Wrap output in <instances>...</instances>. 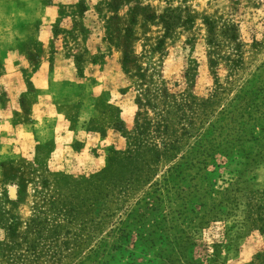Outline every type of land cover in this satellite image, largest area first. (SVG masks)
Returning <instances> with one entry per match:
<instances>
[{"label": "rangeland", "instance_id": "obj_1", "mask_svg": "<svg viewBox=\"0 0 264 264\" xmlns=\"http://www.w3.org/2000/svg\"><path fill=\"white\" fill-rule=\"evenodd\" d=\"M55 1L0 41V264H264V0Z\"/></svg>", "mask_w": 264, "mask_h": 264}, {"label": "crops", "instance_id": "obj_2", "mask_svg": "<svg viewBox=\"0 0 264 264\" xmlns=\"http://www.w3.org/2000/svg\"><path fill=\"white\" fill-rule=\"evenodd\" d=\"M55 0H0V41L3 39H16L18 35L14 31L24 29L25 25H38L33 35L27 38H34L42 43L48 38L45 37L47 28L53 22L56 12ZM0 42V86L18 87L22 81V75L16 72L17 60L20 59V51L1 45ZM16 46V45H15ZM15 48V47H13Z\"/></svg>", "mask_w": 264, "mask_h": 264}, {"label": "trees", "instance_id": "obj_3", "mask_svg": "<svg viewBox=\"0 0 264 264\" xmlns=\"http://www.w3.org/2000/svg\"><path fill=\"white\" fill-rule=\"evenodd\" d=\"M178 21H179V16L174 15L172 11H167L165 13L164 20H163L165 36L160 41L159 46L162 45L164 39H166L168 35L178 25ZM206 25L208 26V44L213 45L217 41L219 37V33L217 32L216 26L214 25L212 21H207ZM235 32L236 30L234 29V27L229 28L228 39L230 41L235 40ZM137 128L141 130V132H144L147 130V127L145 126V124H143V121L140 123H137ZM145 153L146 154L144 156L143 161H145L147 164L156 163L158 161L160 152L157 151L156 149H153L152 147L150 149L147 148Z\"/></svg>", "mask_w": 264, "mask_h": 264}]
</instances>
